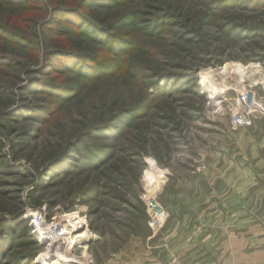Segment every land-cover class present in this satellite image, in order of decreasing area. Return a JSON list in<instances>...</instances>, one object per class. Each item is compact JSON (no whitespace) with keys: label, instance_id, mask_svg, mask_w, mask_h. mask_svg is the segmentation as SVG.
<instances>
[{"label":"rangeland","instance_id":"obj_1","mask_svg":"<svg viewBox=\"0 0 264 264\" xmlns=\"http://www.w3.org/2000/svg\"><path fill=\"white\" fill-rule=\"evenodd\" d=\"M82 1L13 6L0 0V25L30 43L0 38V55L7 57L0 64V234H10L2 264L22 256L28 257L22 264H41L37 258L52 239L58 257L47 263L66 255L73 264H178L180 229L195 224L188 184L243 177L235 165L245 156L244 132L256 131L260 122L264 127V35H235L242 27L264 28V4L111 0L84 9L77 6ZM58 6L77 10L128 48L111 53L106 44L74 34L62 19L45 24ZM122 16L132 23L113 26ZM160 16L164 20L151 27ZM50 37L81 56L92 53L91 65L105 72L86 78L49 69L41 81L70 87L69 96L27 93V82L48 60ZM206 82L226 89L211 96ZM22 106L40 118L13 115ZM236 108L259 118L234 125ZM125 109L135 112L116 121L115 134L90 133ZM80 140L78 152L73 144ZM100 149L103 156L94 158ZM64 152L95 161L65 176L46 175ZM68 214L83 218L93 233L84 245L70 243ZM37 227L46 233L35 235Z\"/></svg>","mask_w":264,"mask_h":264},{"label":"crops","instance_id":"obj_2","mask_svg":"<svg viewBox=\"0 0 264 264\" xmlns=\"http://www.w3.org/2000/svg\"><path fill=\"white\" fill-rule=\"evenodd\" d=\"M260 124L243 135L245 156L235 165L243 177L188 184L195 193L191 201L195 224L180 229L178 264H264V127Z\"/></svg>","mask_w":264,"mask_h":264},{"label":"trees","instance_id":"obj_3","mask_svg":"<svg viewBox=\"0 0 264 264\" xmlns=\"http://www.w3.org/2000/svg\"><path fill=\"white\" fill-rule=\"evenodd\" d=\"M7 2L8 4L15 5V4H21L24 2L26 5L29 4L30 0H3ZM111 0H83L80 2L77 6L80 8L86 9L87 7H93V6H109ZM236 0H214L211 1V5L213 7H225L231 5H237L234 4ZM242 5L246 6L251 3V0H239ZM253 4L256 5H263L264 0H252ZM75 5V4H74ZM72 5V6H74ZM210 6V5H209ZM90 14V12H88ZM62 16V17H60ZM62 19L61 21H64L69 26L72 27V32L74 34H80L81 36L87 37L90 40L94 42H98L100 44H106L108 50L111 53H117L121 52L124 49L128 48L126 40L121 39L119 36H114L110 31L103 28L102 26H96L92 24L87 17L83 16L78 12L77 10L73 9H66L65 7L58 6L55 9H53L52 13L49 15L48 19L45 20V24L54 23L56 20ZM164 20V17L160 16L157 19H155L152 22L151 27L155 28L158 27L159 24ZM131 19L124 18L123 16L115 22L113 26L115 27H121L126 24H131ZM52 28V27H51ZM264 35V28L260 27H242L239 29V31L235 34L237 37L244 36V35ZM23 35L16 34L12 32L11 30H8L7 28L0 25V38L6 39L5 43H13V42H19L21 44H30L29 41L22 37ZM106 38V39H105ZM69 43L63 40H58L56 37H50L46 41L45 48L47 49V53L49 55L48 60L41 64V66L37 69L38 77H32L27 82L24 89H26L27 93L30 92H44L46 94H49L50 96H54L57 99H64L67 98L70 94V87L68 86H62V85H56V84H49L41 81L40 75L47 74V70L53 69L54 72H60V71H68L73 73L74 75H80L82 77H90V76H97L105 71L98 72L94 66L91 65L92 60L94 59V56L92 53L86 54L85 57L80 55L78 52L74 51V47H68ZM5 60H7L6 56L0 55V64L7 63ZM178 83L179 81L176 80ZM157 90L162 91V89L157 88ZM163 92V91H162ZM134 109H125L120 111V113L110 121L108 120L103 126L96 127L94 130L90 131L93 134L97 136H111L116 133L118 125H116V121L124 122V120L127 119L128 116L132 115L134 113ZM13 115L18 116H24L27 117L28 115H32L36 118H40V115L38 112L35 113V110H33L31 107L22 106L17 107L12 110ZM78 143H83L81 140L74 143V148L78 151ZM84 144V143H83ZM76 145V147H75ZM84 147H87L83 145ZM73 148V149H74ZM89 148V147H88ZM79 152V151H78ZM104 150H98L94 158H101L103 156ZM68 158H71L75 160L73 163ZM78 160L79 162H76ZM95 159L92 158V156H85V155H78V156H72L69 154H66L64 152L63 156L59 157L58 159H55L47 168L45 174L49 175L52 172L59 171L62 176L67 175L70 172H73V170H76V168L80 167V163H94ZM70 167V170L67 171ZM5 223V222H4ZM7 223L14 224L12 221H7ZM7 223L5 225L7 226ZM26 228V227H25ZM28 229V228H27ZM10 234L7 232V230L3 229L2 234H0V264L3 263V258L6 256L8 251L10 250ZM32 256V255H31ZM28 257L22 256L19 260H16L15 264H22V261H26ZM26 264V263H25Z\"/></svg>","mask_w":264,"mask_h":264},{"label":"bare ground","instance_id":"obj_4","mask_svg":"<svg viewBox=\"0 0 264 264\" xmlns=\"http://www.w3.org/2000/svg\"><path fill=\"white\" fill-rule=\"evenodd\" d=\"M223 71H226V70H224V68H223L222 72ZM244 73H247V72L244 71ZM204 78H206V77H204ZM206 84H207L206 87L210 89L211 96L212 95L215 96V95L221 94V92L224 89H226L225 86L220 84V83L218 84L216 82H210V83L206 82ZM66 218H67V222H68V224L66 225L67 226L66 231H67V233L70 236V243L71 244L78 243L80 246L84 245L85 243H87V241L89 239H91L93 233L90 231V228H88V226L85 224V222L83 221V218H81L80 216H75V217L72 218L71 214H68V216H66ZM45 233H46L45 230H43V228H41V227H37L34 230V234L37 235V236H40V235L43 236ZM54 241H55V239H52V242L50 244H48V246H47V252L44 253V254H41L39 256V258H37V260L39 262H41V264H61V262H63L62 264H73V263H71L73 261L71 256L68 257L66 255H65L64 258H60L61 261L59 259H57L55 261L47 263L48 262L47 259H50V258H53V257L54 258L58 257L57 254L54 255L55 252L53 250H54L55 244H56ZM58 247L56 248V251L59 249ZM48 254H51V255L48 257L47 256Z\"/></svg>","mask_w":264,"mask_h":264},{"label":"built area","instance_id":"obj_5","mask_svg":"<svg viewBox=\"0 0 264 264\" xmlns=\"http://www.w3.org/2000/svg\"><path fill=\"white\" fill-rule=\"evenodd\" d=\"M235 111L236 112L232 114V123L234 125H250L253 120H257L259 118L255 115H249L248 113H244V110H241L239 108H236Z\"/></svg>","mask_w":264,"mask_h":264}]
</instances>
